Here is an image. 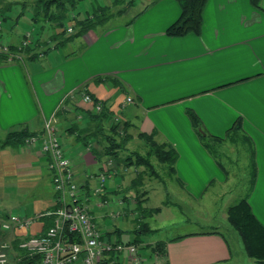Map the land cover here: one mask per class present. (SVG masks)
Masks as SVG:
<instances>
[{
	"label": "crops",
	"instance_id": "obj_1",
	"mask_svg": "<svg viewBox=\"0 0 264 264\" xmlns=\"http://www.w3.org/2000/svg\"><path fill=\"white\" fill-rule=\"evenodd\" d=\"M143 2L148 7L152 3L150 9L146 6L143 10L145 4L141 5L135 20L105 29L96 26L67 42L58 38L56 42L39 43L32 52H19L21 61H0V136L21 129L41 138L45 122L55 115L58 137L71 157L83 203L105 241L130 243L140 235L137 231L143 230L139 239L140 246H145L140 250L145 264H232L242 254L239 250L244 253L242 244L239 247L238 243L237 253L219 232L191 233L173 241H144L155 230L148 223L150 231L145 229L142 216L159 213L150 214L152 208L140 213L136 208L139 204L131 181L137 174L119 169L115 160L108 163L109 158L102 154L92 134L99 125L90 120L96 114L94 104L83 102L77 95L79 91L87 93L111 117L129 123L131 142L138 140V133H156L157 143L172 145L178 158L171 175L194 202L207 197L220 199L229 177H234L226 167L221 169L202 146L187 111L196 115L208 135L221 139L240 121L243 133L237 136L236 144L223 145L236 148L241 144L254 151L256 179L248 204L264 226V0H260L258 9L250 0H207L200 34L184 37L165 35L180 14L174 0ZM17 6L5 14L12 16V21H0L5 28L3 31L0 27V42L12 48H18L24 35L33 31H17ZM71 25L74 27L75 22ZM4 33L8 37L5 42ZM59 42L61 48L78 42L82 46L80 54L62 57L54 48ZM45 48L49 52L31 57ZM108 126L104 123L103 128ZM50 164L51 159L36 147L0 150V201L6 195L12 202L20 201L0 218V242L11 245L7 264H26V256L33 259V264L38 263L37 256H29L19 245L30 236H43L52 225L50 213L59 208ZM107 171L105 193L97 196L98 175ZM145 178L143 188L148 194L151 180ZM114 197L126 202L121 219L111 215L117 210L111 203ZM229 207L224 205L225 222ZM12 216L31 220V224L4 229L3 224L10 223ZM235 240L240 242L237 237ZM160 242L164 243V252L154 253L152 247ZM117 264H126L123 253Z\"/></svg>",
	"mask_w": 264,
	"mask_h": 264
},
{
	"label": "trees",
	"instance_id": "obj_2",
	"mask_svg": "<svg viewBox=\"0 0 264 264\" xmlns=\"http://www.w3.org/2000/svg\"><path fill=\"white\" fill-rule=\"evenodd\" d=\"M14 1V3H11L7 2V0H0V21H5L6 23L12 21V16L5 14L9 12L14 5H19L21 10L19 15L15 17V21L17 22L20 21L24 11L26 12V10H28L30 7H33V10H28L29 13H32L29 15V21L32 27H36L37 25L38 30L33 42L23 50H19L20 46L18 48H12L8 46V50L6 52L0 51L1 62L7 60L9 61V56L16 54L15 51L32 52L35 49V45L37 46L39 43L45 44L46 42H56L58 38H62L65 42H67L77 37H81L92 28L103 25V23L108 21L111 17L119 16L124 13L123 8L119 9L115 13H111L109 10H107V7H98L94 12L87 13L85 18L77 20L72 11H74L76 4L86 0ZM174 1L179 5L180 14L177 20L166 28L165 35L168 37H184L188 34H200L203 22V11L207 0ZM113 2H115L116 6H121L124 4H127L128 6L133 3L130 1L126 2L125 0H113ZM250 4L257 9L260 8V0H250ZM72 21L75 22V26L72 27L73 32L71 34H67V28L65 29L66 22L71 23ZM45 34H49V39H47L46 42H43ZM60 44L61 42L58 44L56 43V47L54 48H58ZM47 52H49L48 48L43 49V53H41L44 55ZM38 54L35 53L31 57L35 59ZM22 59L23 57L21 55V58L17 59L16 61H21ZM187 115L190 119L192 128L202 143V146L214 158V160H216L218 166L223 170H225L224 167L227 168L228 165L232 166L233 160H227V156L225 154L223 155L220 149L226 142H230L232 145L236 144L237 136L240 134L242 135L243 133L240 121H236L232 128L226 132V136L221 139L208 135L203 130L200 120L194 113L187 111ZM112 118L114 117H111V115H109V113L104 110V107H102V110L99 113L92 115L90 120L94 123H99V125H97L96 131H94L92 134L97 138L98 144L102 149V154L109 158L108 163H113L112 161L115 160L117 162L116 165H118L117 167H120L119 169L123 168V171L125 172L132 170L133 173L137 174L131 181V191L133 190L135 192V199H137V204H139V206H136V208L140 209V213H142L143 210H147L144 208L142 209L143 202L147 200H143V198L147 196V193L144 192L145 190L143 188V182L146 180L145 177L147 176L157 178V176L153 174L154 168H152L151 159H155L158 165L165 166L168 170V173L174 174L178 154L169 143H157L155 140L156 133L137 134V139L144 145V148L142 147L143 149H141L144 152L143 155L140 153V151L129 152L127 146L131 143V135L128 132L131 126L129 123L123 121L114 123ZM104 123L109 125L106 130L103 128ZM200 130H202L205 135H202ZM33 135L34 134L30 135L26 130L21 129L7 133L6 136L0 140V150L6 148L13 149L22 147L24 140L27 137ZM86 137L88 138L90 135H87ZM245 139L247 140L246 144L250 146V140L247 137H245ZM96 144L97 142L92 145L94 146V149ZM246 155L248 157V166L246 168L248 170V178L246 180L247 189L243 198L228 208L227 223L238 234L246 257L251 259L256 264H264V226L254 217L248 204V195L251 192L256 179V162L254 159L255 154L252 148L249 147V149H247ZM112 171L116 174L115 170ZM101 175L105 176V180L99 183L104 194L105 192L103 185L109 176V172L107 171L98 175V181ZM54 193L58 200L59 193L55 191ZM54 212L50 213V217L48 218L52 225L55 219V216L53 215ZM148 212L150 214L157 213L158 209H152ZM142 218L145 217L142 216ZM143 224V226L146 227L145 229L150 231L148 224L145 222ZM142 233H144L143 230L137 231V234L140 235L138 237L136 236L134 241L130 243L140 246L139 237H141ZM182 238L183 236L173 238L170 241L179 240ZM68 239L70 242H79L77 237L72 234L68 236ZM163 249L164 243L160 242L152 247L151 250L154 253L160 254L164 252ZM110 259L111 255L105 254L104 264H110ZM25 260L28 261L26 264L34 263L33 259L28 256H26Z\"/></svg>",
	"mask_w": 264,
	"mask_h": 264
},
{
	"label": "rangeland",
	"instance_id": "obj_3",
	"mask_svg": "<svg viewBox=\"0 0 264 264\" xmlns=\"http://www.w3.org/2000/svg\"><path fill=\"white\" fill-rule=\"evenodd\" d=\"M125 1L133 3L128 6L127 4L116 6L113 0H86L76 4L72 13L77 19H83L86 17L87 13L94 12L98 7H108L107 10L113 13L123 8L124 14L121 15V18L115 16L113 18L114 20H108L99 27L105 29L116 23L128 22L132 19L135 20L139 10L143 8L141 5L145 4L143 10H146L148 7V3L143 2V0ZM151 4L152 3L149 4V7ZM149 7L147 10L150 9ZM17 9L21 11L20 6H17ZM29 9L33 10V7ZM28 10H26V12L24 11L18 22L17 31L23 32V30L26 29L35 30L36 32L34 33L33 31H29L32 33L33 39H35L34 37L37 34L38 26H31L29 15L32 13H29ZM70 26H72L71 23L66 22L65 29ZM0 27L4 31V25ZM47 36H49V34H46V41L48 38ZM2 40L4 42L8 40L6 33L3 34ZM77 43L78 42L70 43L67 48L58 47L57 54L59 53L62 57L67 54H69V56L80 54L82 46ZM50 52H53V49H51ZM78 59L79 58H74L75 61ZM118 122H120V119ZM2 138L3 137L0 136V140H2ZM142 147L144 148L143 143L134 139L127 146V149L129 152L140 151L143 155L144 152L141 150L143 149ZM245 150H247V147L241 144L238 145L237 149L229 145H223L221 147L220 151L223 155L225 154L227 156V160H233L232 166L228 165L227 170H230V174L234 179L229 177L227 184L223 188V196L220 197V199L216 200L213 197H207L199 202L190 200L183 192L182 188L176 183L171 173L167 172L166 167L158 165L155 159H151L152 168H154L153 174L157 176V178L148 177L151 183L146 188V190H148L147 201L142 204V209H158L157 213L159 214H154L151 217L147 216L143 219V222L148 223L149 226L155 230L153 234L146 236L144 241L146 242L149 240L150 243L167 241L178 236H185L186 234L215 231L224 235L232 245L234 251L237 253L241 251L242 254L240 257L234 258L232 264H253L254 262L250 259L248 260L242 250H236L238 243L239 247H241V243L238 242L239 240H235L236 237L239 239V236L222 218V213L225 210L224 205L228 204V206H232L245 195L247 189L246 180L248 178V170L246 169L248 166V157L244 152ZM18 203H20V201L16 200L12 202V199H9V195H6V198L0 201V218L5 212L10 211L9 208H11V206L16 205L17 207ZM125 203L124 199L123 204L125 205ZM124 207L125 206L122 205L117 209H120L123 213ZM140 248L144 249L145 246H140ZM143 252H145V254L147 253L146 250H143Z\"/></svg>",
	"mask_w": 264,
	"mask_h": 264
},
{
	"label": "built area",
	"instance_id": "obj_4",
	"mask_svg": "<svg viewBox=\"0 0 264 264\" xmlns=\"http://www.w3.org/2000/svg\"><path fill=\"white\" fill-rule=\"evenodd\" d=\"M73 32L72 26L67 28V33ZM33 42V35L27 32L19 50H23ZM7 45L0 42V51L6 52ZM43 56L42 53L38 54ZM9 61L20 59L19 52L9 56ZM77 93V92H76ZM77 97L85 103H93V112L99 113L102 104L95 101L85 92H78ZM130 103L131 99H127ZM55 115L45 122L43 137L32 136L24 141L25 148H38L51 159L49 165L52 171V188L59 193V208L53 213L55 216L53 225L48 228L43 236H30L22 240L19 248L29 256H37L35 264H103L105 254L111 255L110 264H117L121 253L126 256V264H145V259L140 254L139 246L134 244L110 242L103 240V234L97 229L96 224L87 212V206L83 203L84 197L75 182L74 170L71 165V157L62 146L57 132ZM114 123L118 117L113 118ZM105 176L99 177L103 182ZM95 194L101 196L102 188H98ZM117 208L125 206L123 198L114 197L111 202ZM103 205V202H100ZM122 211L117 209L111 215L113 218H122ZM31 220L21 221L12 216L10 223H4L3 228L8 230L14 226H29ZM72 234L79 242H70L68 236ZM11 245L0 242V264H7Z\"/></svg>",
	"mask_w": 264,
	"mask_h": 264
},
{
	"label": "water",
	"instance_id": "obj_5",
	"mask_svg": "<svg viewBox=\"0 0 264 264\" xmlns=\"http://www.w3.org/2000/svg\"><path fill=\"white\" fill-rule=\"evenodd\" d=\"M200 132H201L202 135H205V133L202 130H200Z\"/></svg>",
	"mask_w": 264,
	"mask_h": 264
}]
</instances>
